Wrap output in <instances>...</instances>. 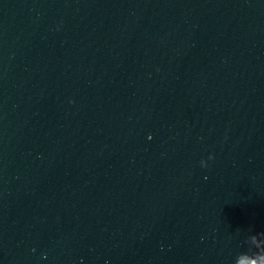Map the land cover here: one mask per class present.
<instances>
[{
	"label": "clouds",
	"instance_id": "9594fccd",
	"mask_svg": "<svg viewBox=\"0 0 264 264\" xmlns=\"http://www.w3.org/2000/svg\"><path fill=\"white\" fill-rule=\"evenodd\" d=\"M261 234H264V233H258L256 235H261ZM240 256H247V257H249V259H257L260 256H264V252H261L260 249H256V248L253 247V248L249 249L247 252L239 253L235 257L233 264H238V259H239Z\"/></svg>",
	"mask_w": 264,
	"mask_h": 264
}]
</instances>
